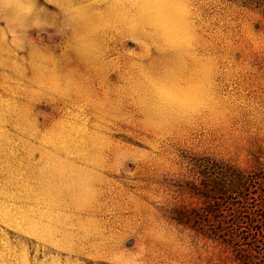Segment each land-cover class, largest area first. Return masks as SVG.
I'll use <instances>...</instances> for the list:
<instances>
[{"label": "rangeland", "instance_id": "1", "mask_svg": "<svg viewBox=\"0 0 264 264\" xmlns=\"http://www.w3.org/2000/svg\"><path fill=\"white\" fill-rule=\"evenodd\" d=\"M202 158L264 172L259 9L0 0V264H239L172 218Z\"/></svg>", "mask_w": 264, "mask_h": 264}, {"label": "trees", "instance_id": "2", "mask_svg": "<svg viewBox=\"0 0 264 264\" xmlns=\"http://www.w3.org/2000/svg\"><path fill=\"white\" fill-rule=\"evenodd\" d=\"M239 1L264 15V0ZM194 166L190 192L202 206L175 209L173 220L230 248L239 264H264V172L210 158Z\"/></svg>", "mask_w": 264, "mask_h": 264}]
</instances>
